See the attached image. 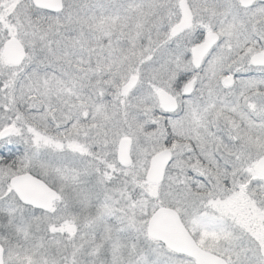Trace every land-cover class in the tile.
<instances>
[{
  "label": "snow or ice",
  "instance_id": "snow-or-ice-1",
  "mask_svg": "<svg viewBox=\"0 0 264 264\" xmlns=\"http://www.w3.org/2000/svg\"><path fill=\"white\" fill-rule=\"evenodd\" d=\"M0 264H264V0H0Z\"/></svg>",
  "mask_w": 264,
  "mask_h": 264
}]
</instances>
